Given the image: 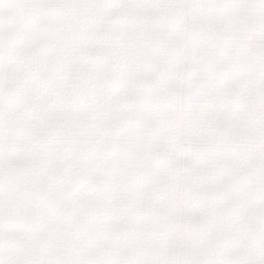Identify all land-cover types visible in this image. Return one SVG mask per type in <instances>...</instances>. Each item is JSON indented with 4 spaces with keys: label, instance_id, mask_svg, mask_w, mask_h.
Segmentation results:
<instances>
[{
    "label": "snow or ice",
    "instance_id": "1",
    "mask_svg": "<svg viewBox=\"0 0 264 264\" xmlns=\"http://www.w3.org/2000/svg\"><path fill=\"white\" fill-rule=\"evenodd\" d=\"M0 264H264V0H0Z\"/></svg>",
    "mask_w": 264,
    "mask_h": 264
}]
</instances>
